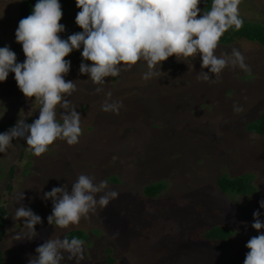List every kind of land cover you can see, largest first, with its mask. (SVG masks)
<instances>
[{
    "label": "rangeland",
    "instance_id": "rangeland-1",
    "mask_svg": "<svg viewBox=\"0 0 264 264\" xmlns=\"http://www.w3.org/2000/svg\"><path fill=\"white\" fill-rule=\"evenodd\" d=\"M22 1L0 0V47L9 46L19 63L26 58L15 36ZM60 3L65 31L59 35L67 39L83 31L75 20L81 9L76 0ZM239 15L264 25V0H240ZM233 48L242 53L246 69L229 64L217 75L201 68L199 55L186 60L173 55L149 79L143 78L148 69L140 60L105 78L103 85L80 73L82 62L92 63L83 61L82 47L65 57L71 61L65 79L74 81L76 90L64 95L67 109L57 105L56 119L62 124V114L75 108L82 134L75 145L57 139L39 157L24 138H14L12 147L0 153V245L7 261L29 263L47 240L64 239L69 231L81 229L89 235L82 259H69L62 250L60 264H109L111 256L115 264H244L248 240L264 232L251 226L256 210L264 221L259 203L264 200V138L245 128L250 121L248 130L254 127L264 107V46L249 40L218 44L214 54L228 58ZM202 71L209 72V80L198 78ZM97 87L102 91L97 93ZM0 97V133L19 120L32 123L39 117V100L25 97L14 73L0 82ZM106 101L116 108L104 111ZM172 102L176 109L165 111V104ZM141 105L152 111L151 118ZM153 122L161 125L160 131H150ZM222 172L254 173L257 192L246 197L224 194L217 185ZM81 174L97 184L107 181L97 199L108 191L118 196L106 206L97 205L79 224H49L53 203L43 194L53 187L71 190ZM114 178L119 181L111 182ZM156 184L169 189L155 200L146 199L144 188ZM21 193L25 198L18 203ZM21 203L42 218L35 233L24 218H14ZM218 224L235 230L228 241L219 245L202 238L200 228L213 227L215 232Z\"/></svg>",
    "mask_w": 264,
    "mask_h": 264
},
{
    "label": "clouds",
    "instance_id": "clouds-1",
    "mask_svg": "<svg viewBox=\"0 0 264 264\" xmlns=\"http://www.w3.org/2000/svg\"><path fill=\"white\" fill-rule=\"evenodd\" d=\"M200 3L201 0H76L81 10L75 20L83 31L62 39L59 33L65 31V25L60 22L63 16L60 0H37L32 13L19 21L15 33L16 41L22 44L24 62H17V54L9 46L0 47V82L6 81L10 72L14 73L25 97L39 100V117L32 123L19 120L0 133V153L12 147L14 138H24L37 157L57 139L68 145L79 142L80 113L75 108L65 111L61 124L56 119V107L67 109L69 102L64 95L70 96L76 90L74 81L65 79L71 68V61L65 57L81 47L83 61L92 63L82 62L79 71L88 74L96 85H103L105 78L119 75L122 68L131 69L140 60L146 62L148 69L143 78L149 79L157 75L156 66L173 55L178 60L199 55L201 68L217 75L229 64L246 69L238 49L233 48L228 58L214 54L229 28L239 30L243 26L240 0H211V9L202 15ZM198 78L209 80V72L202 71ZM95 91L99 93L102 88ZM102 108L111 111L116 104L106 101ZM234 111L242 108L234 106ZM106 187L107 181L97 184L93 177L81 174L71 190L63 186L45 192L43 199H51L53 203L52 214L47 218L49 224L60 228L79 224L97 205L106 206L118 196L117 192L108 191L97 199L96 194ZM24 198L21 193L18 203ZM259 203L264 208V200ZM260 215L259 210L253 213L251 225L258 231L264 229ZM14 218H24L33 233L34 226L42 222L39 215L22 203ZM83 244L78 238L49 239L36 248L38 255L29 264H60L62 250L70 254L69 259H82ZM246 247L249 251L244 264H264V232L251 237Z\"/></svg>",
    "mask_w": 264,
    "mask_h": 264
},
{
    "label": "trees",
    "instance_id": "trees-1",
    "mask_svg": "<svg viewBox=\"0 0 264 264\" xmlns=\"http://www.w3.org/2000/svg\"><path fill=\"white\" fill-rule=\"evenodd\" d=\"M37 0H23L20 9H19V21L22 18L27 17L30 15L33 11V7ZM200 6L203 11H209L211 9V0H201ZM243 20V26L239 29L236 30L234 27L229 28L220 38V41L218 44L230 46L231 44H234L237 41H254L262 46H264V25L260 24L258 22L254 21H248L245 20L244 18H241ZM1 99V97H0ZM1 101V100H0ZM256 121L253 128H249L248 130V124H246L245 128L247 131L251 133H257L260 136L264 138V107L261 110L260 116L258 118L254 119ZM49 147L48 150L49 151ZM46 151V152H47ZM32 153V152H31ZM250 173V172H249ZM244 174V173H243ZM240 174V175H235V176H225V174L222 172V175L218 177L217 185L218 188L223 192L224 194H231V195H251L257 192L256 185L254 183V176L252 173L250 174ZM12 175V174H11ZM111 181V180H110ZM118 178L112 179L111 182H118ZM167 187V186H165ZM162 184H156L154 185H148L146 186L145 191L147 192V196L150 200H155L158 195H160L163 191H165V188ZM147 198V197H146ZM3 210V209H2ZM2 214H5L4 219L6 220V214L7 211L3 210ZM3 220L2 222H4ZM217 230L215 232H211L213 227L209 228H200V234L203 236L207 241L210 242H215L218 243L219 245L228 241L232 235L235 233V230L227 225H221L218 224ZM215 227V226H214ZM207 231L206 235H203V232ZM65 238L71 240L72 238H78L81 239L82 241L86 242L89 239V235L85 230H72L69 231L66 235ZM110 252V253H109ZM108 256L111 255L112 248H109ZM233 254L230 255L232 257ZM109 264H115L116 259H114L112 256L110 259H108ZM0 264H29L24 261H14V262H8L6 259V256L1 248L0 245Z\"/></svg>",
    "mask_w": 264,
    "mask_h": 264
},
{
    "label": "crops",
    "instance_id": "crops-1",
    "mask_svg": "<svg viewBox=\"0 0 264 264\" xmlns=\"http://www.w3.org/2000/svg\"><path fill=\"white\" fill-rule=\"evenodd\" d=\"M172 104H173V102L170 104V106L166 103L165 105H167L168 107H167V110H165V111H169L170 113H172L176 108H174V107H172ZM143 112H146L147 111V114L149 115V118H151L152 116H153V113H152V111L148 108V107H143V105H141V108H140ZM156 108H153V112H154V110H155ZM166 109V108H165ZM190 109H192V108H190ZM202 110V109H201ZM193 111H194V108L191 110V113L193 114ZM162 112H163V110H162ZM195 113V112H194ZM141 115V114H140ZM142 116V115H141ZM145 116V115H144ZM145 118L146 119H149L148 117H146L145 116ZM160 124L158 123V122H153V124H152V126H150L151 127V129H150V131H160ZM154 135V134H153ZM188 137V136H187ZM243 174V173H242ZM254 176H255V174L254 173H252ZM154 183V182H153ZM148 186V185H147ZM146 188V187H145ZM144 188V189H145ZM169 189V188H168ZM168 189H165V191L164 192H166V190H168ZM163 192V193H164ZM143 193H144V190H143ZM163 193H161L160 195H158L156 198H154V199H157V198H159ZM238 196H242V195H238ZM244 197H246V196H244ZM146 199H149V198H146Z\"/></svg>",
    "mask_w": 264,
    "mask_h": 264
}]
</instances>
